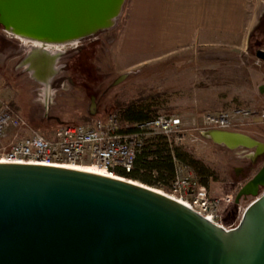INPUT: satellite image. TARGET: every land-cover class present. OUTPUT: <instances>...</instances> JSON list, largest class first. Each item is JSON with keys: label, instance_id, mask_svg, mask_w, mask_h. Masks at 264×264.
<instances>
[{"label": "water", "instance_id": "95a60500", "mask_svg": "<svg viewBox=\"0 0 264 264\" xmlns=\"http://www.w3.org/2000/svg\"><path fill=\"white\" fill-rule=\"evenodd\" d=\"M123 2L0 0V24L19 37L74 42L109 28ZM255 56L264 61V50ZM202 135L230 149L264 148L240 132L211 128ZM259 188L264 163L234 202L255 198L226 228L123 176L0 162V264H264Z\"/></svg>", "mask_w": 264, "mask_h": 264}, {"label": "rangeland", "instance_id": "374dc122", "mask_svg": "<svg viewBox=\"0 0 264 264\" xmlns=\"http://www.w3.org/2000/svg\"><path fill=\"white\" fill-rule=\"evenodd\" d=\"M129 7L130 0H124L114 23L84 42L61 43L49 49L23 41L0 24V98L32 129L45 135L60 124L88 123L117 113L130 102L155 100L157 114H173L184 123L180 144L207 169L205 180L210 194L231 197L222 212L225 223L235 226L255 198L248 195L234 202L236 190L243 183V179L234 182L236 170L246 169L251 177L264 157L247 168V157L254 147L230 149L214 143L202 135L207 129L201 121L206 113L235 107L255 112L264 109V61L255 56L256 49L264 50V0H247L241 34H217L208 49L193 44L171 56L161 54L159 59L156 54L142 56L125 51ZM34 56H42L38 62L45 60L50 67L46 80L37 78L38 68L31 64ZM146 57L151 59L145 63L142 59ZM90 91L96 95L94 105L87 96ZM93 108L94 115L84 119ZM228 131L264 144V118L249 119ZM263 189L259 188V193Z\"/></svg>", "mask_w": 264, "mask_h": 264}, {"label": "built area", "instance_id": "2783aa9c", "mask_svg": "<svg viewBox=\"0 0 264 264\" xmlns=\"http://www.w3.org/2000/svg\"><path fill=\"white\" fill-rule=\"evenodd\" d=\"M264 118V109L255 112L235 107L202 116L206 129L229 130L249 119ZM182 120L173 114H157L134 123L132 130H123L117 113L94 118L84 124H60L47 137L32 129L28 121L0 98V162L33 163L65 167H94L104 173L117 175V170L130 172L144 142L152 136H164L169 142L180 143L185 132ZM173 160V176L168 188L158 181L160 192L182 203L222 227L223 207L230 196H213L192 170ZM103 174V173H101ZM152 175H157L152 171Z\"/></svg>", "mask_w": 264, "mask_h": 264}, {"label": "crops", "instance_id": "0c3cea01", "mask_svg": "<svg viewBox=\"0 0 264 264\" xmlns=\"http://www.w3.org/2000/svg\"><path fill=\"white\" fill-rule=\"evenodd\" d=\"M246 6L247 0H130L125 51L159 59L193 44L208 49L214 35L242 33Z\"/></svg>", "mask_w": 264, "mask_h": 264}, {"label": "trees", "instance_id": "16d2710c", "mask_svg": "<svg viewBox=\"0 0 264 264\" xmlns=\"http://www.w3.org/2000/svg\"><path fill=\"white\" fill-rule=\"evenodd\" d=\"M262 25H264V21ZM156 105L157 102L155 100L148 101L144 99L121 106L117 111V115L123 130H132L134 123L157 115ZM45 136L48 137L49 134ZM173 157L188 166L201 183L207 185L205 179L208 176V172L206 171L207 169H204L203 164L196 160L182 144L169 142L161 135L152 136L145 140L143 149L136 157L130 172L117 170L116 174L151 187H160L158 184V181H160L163 183L164 189H167L173 176ZM153 170L156 171L157 175H152Z\"/></svg>", "mask_w": 264, "mask_h": 264}, {"label": "flooded vegetation", "instance_id": "af4514ba", "mask_svg": "<svg viewBox=\"0 0 264 264\" xmlns=\"http://www.w3.org/2000/svg\"><path fill=\"white\" fill-rule=\"evenodd\" d=\"M97 33V32H96ZM96 33H94V34H92V36L93 35H95ZM90 36H87V37H84V38H81V39H78V40H76V41H74L75 43H82V42H84L85 41V39H87V38H89ZM70 43V42H69ZM81 48V47H80ZM35 57V56H34ZM42 60L43 59V57L42 56H37V57H35V58H33L32 59V66H34V67H36V68H38L37 69V72H36V76H37V78H45L47 75H46V71H47V69H46V67H45V60H43V63H39L38 62V60ZM41 64H43L42 65V67L40 66L39 67V65H41ZM65 64H63V67L65 68ZM66 69V68H65ZM52 74H53V72H52ZM87 96H89V98H90V100H91V102H92V105H94V103H93V101H94V98L96 97V95L94 94V92H87ZM94 113H95V110H94V108L91 110V112L89 113V115L88 116H85L84 117V119H87L88 117H92V115H94ZM57 120V119H56ZM263 157H264V148H259V149H256V148H254V151L252 152V154H250L247 158H248V160H249V166H247V168L249 167V169L253 166V165H255L258 161H261L262 159H263ZM264 163V162H263ZM262 163V164H263ZM261 167V166H260ZM259 167V168H260ZM259 168H258V170H259ZM258 170H256L255 171V173L258 171ZM247 172H248V170H246V169H244L242 172L241 171H237L236 170V174H235V180H234V182H237L238 180H242L243 179V183H241L240 184V186L238 187V189L242 186V185H244L248 180H250V178L255 174H253L251 177H249L248 175H247ZM237 189V190H238ZM237 190H236V192H237ZM236 194V193H235ZM248 196V195H247ZM246 196H242L241 198H245ZM240 198V199H241ZM239 199V200H240Z\"/></svg>", "mask_w": 264, "mask_h": 264}, {"label": "bare ground", "instance_id": "6f19581e", "mask_svg": "<svg viewBox=\"0 0 264 264\" xmlns=\"http://www.w3.org/2000/svg\"><path fill=\"white\" fill-rule=\"evenodd\" d=\"M21 39L23 41H30L32 42L33 45L39 47V48H43V49H49V48H55L58 44H61V43H54V42H46L44 40H37V39H31V38H28V37H24V36H20ZM46 67V65H45ZM47 68V67H46ZM48 69V68H47ZM49 73H51V69L49 67V69L47 70ZM47 73V72H46ZM47 77H45L43 80H46ZM45 83V82H44ZM46 85V84H45ZM48 92V91H47ZM70 168H73V167H70ZM76 168V167H74ZM77 169H82V170H88V171H92V172H97V173H103L107 176H112V177H116L118 175H114V174H109V173H104L103 171H99L98 169L94 168V167H81V168H77Z\"/></svg>", "mask_w": 264, "mask_h": 264}]
</instances>
